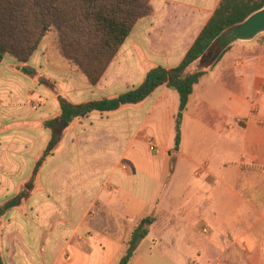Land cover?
I'll return each mask as SVG.
<instances>
[{
	"label": "crops",
	"instance_id": "crops-1",
	"mask_svg": "<svg viewBox=\"0 0 264 264\" xmlns=\"http://www.w3.org/2000/svg\"><path fill=\"white\" fill-rule=\"evenodd\" d=\"M220 1L150 0V13L135 22L96 84L43 39L25 64L4 56L0 204L28 180L49 141L43 123L59 116L58 95L72 103L112 98L140 85L150 68L178 65ZM254 39L233 40L193 86L171 171L176 90L161 85L140 103L72 120L39 169L44 189L30 198L40 205L34 216L16 208L3 214L7 264H117L128 228L151 214L154 226L158 213L182 237L171 242L165 264H264V43ZM24 65L36 73H23ZM141 149L165 191L151 196L153 209L142 216L140 196L120 181L140 168ZM29 157L33 166L24 175ZM149 235L150 228L142 241Z\"/></svg>",
	"mask_w": 264,
	"mask_h": 264
},
{
	"label": "trees",
	"instance_id": "trees-1",
	"mask_svg": "<svg viewBox=\"0 0 264 264\" xmlns=\"http://www.w3.org/2000/svg\"><path fill=\"white\" fill-rule=\"evenodd\" d=\"M263 6L264 0H221L178 65L150 68L140 85L115 97L72 103L58 95L59 116L43 123L50 130V139L22 189L0 204V217L30 195L40 167L58 146L72 120L92 111L112 112L140 103L161 85L176 90L179 96L174 146L169 152L173 156L169 162L171 171L174 152L179 149L181 140L182 115L193 86L235 40L233 36L223 39L224 35ZM150 11V0H0V62L8 55L27 63L44 36L53 29L58 34L59 53L82 71L91 84H96L135 22ZM195 62H199L198 69L191 71L190 66ZM20 70L27 75L36 73L25 65ZM39 82L53 86L43 78ZM154 221L153 215L137 221L118 264H128Z\"/></svg>",
	"mask_w": 264,
	"mask_h": 264
},
{
	"label": "rangeland",
	"instance_id": "rangeland-1",
	"mask_svg": "<svg viewBox=\"0 0 264 264\" xmlns=\"http://www.w3.org/2000/svg\"><path fill=\"white\" fill-rule=\"evenodd\" d=\"M43 40H45L46 43L51 44L53 48L55 47L59 51L58 34L55 30H53V29L50 30L44 36ZM254 41H257V42L263 44L264 43V33L259 34L254 39ZM66 61H68V60H66ZM2 96H3V98H5V100H10V99L12 100V97L10 95L6 96L5 93H3ZM172 157L173 156H170L169 160H172ZM30 158L31 157H29V159L27 161H24V163L22 164L23 169L25 168V166L28 167V169L24 172V175L27 174L33 166V162L31 161ZM135 158L137 159L136 163L139 164L140 168L136 167V170L134 171L133 175L121 178L120 181L125 185L126 188L134 191L136 194H138V196H140L142 201L140 202L139 206H140V210H141L140 214L142 216V215H147L152 211L154 203H153V199H151V196L152 195L154 196L155 193L158 194L160 191H162V189L160 186L156 185L157 181H155L151 176L152 175V173L150 172L151 167H149V164L145 159L144 149L143 150L141 149L140 154L137 155ZM169 160H168V162H170ZM169 165H170V163H169ZM167 166H168V164H166V167L162 172V178H165V179H166V176L169 174ZM119 173H120V171H117L115 176H113V182L117 181V176ZM38 174L35 177L34 187H33V190L31 191L30 195L27 198L23 199L19 206L15 207L20 213H23V215L28 216V218L33 217L35 212H36L35 209L38 208V206H40V205H37L36 203H34L33 201L30 202V198L33 195L34 196L43 195L42 193H43L44 188H42L41 185L37 181ZM66 180H69V177ZM72 182H74V181H72ZM23 184L19 188V191L22 189ZM70 185H72V184H70ZM80 186L81 185L78 186V184L74 185V187H76V191L80 190ZM68 188H72V186H70ZM17 190L14 191L13 193H11L10 195H8L7 198L15 195ZM162 193L164 196L165 191L164 192L162 191ZM101 209L102 208L100 207V212H101ZM158 214H159L158 215V222L156 224H154V226L149 227L150 228L149 237L146 240L141 242L142 244L139 246V248L137 250V254L134 253V255L131 257L128 264H143L142 263L143 261H146V262H149L152 264H165V263L169 262V261H167L166 255H168L170 253L172 255L174 254L173 252H171V242L180 241L182 239V237L180 235L175 236L174 234H172L171 230L168 229L165 225L166 220H165L164 215L162 213H158ZM151 215H153V214H151ZM140 218H142V217H140ZM140 218H138V220ZM6 219L7 218L4 215H2L0 217V232L2 231V229L4 227ZM137 221L128 228L127 231H129L128 232L129 234H130L131 230L133 229V227L136 225ZM128 237H129V235L127 236V239H128ZM127 239H126V241H127ZM153 239H154V241L152 242ZM2 248H3V241H2L1 234H0V264H7L8 260L10 259V255L8 254V252L4 253V250Z\"/></svg>",
	"mask_w": 264,
	"mask_h": 264
},
{
	"label": "water",
	"instance_id": "water-1",
	"mask_svg": "<svg viewBox=\"0 0 264 264\" xmlns=\"http://www.w3.org/2000/svg\"><path fill=\"white\" fill-rule=\"evenodd\" d=\"M261 33H264V6L233 27L223 39L233 36L237 40H252Z\"/></svg>",
	"mask_w": 264,
	"mask_h": 264
},
{
	"label": "built area",
	"instance_id": "built-area-1",
	"mask_svg": "<svg viewBox=\"0 0 264 264\" xmlns=\"http://www.w3.org/2000/svg\"><path fill=\"white\" fill-rule=\"evenodd\" d=\"M152 148H153L152 145H150V149H152ZM203 232L207 233L208 232V229L204 228L203 229Z\"/></svg>",
	"mask_w": 264,
	"mask_h": 264
}]
</instances>
